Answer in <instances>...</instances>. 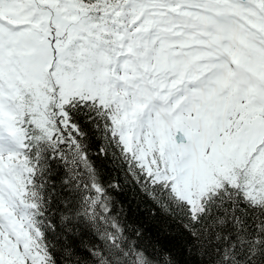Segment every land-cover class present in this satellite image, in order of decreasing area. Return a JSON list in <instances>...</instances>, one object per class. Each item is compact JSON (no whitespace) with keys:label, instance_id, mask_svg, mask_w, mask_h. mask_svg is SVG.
Returning a JSON list of instances; mask_svg holds the SVG:
<instances>
[{"label":"snow or ice","instance_id":"1","mask_svg":"<svg viewBox=\"0 0 264 264\" xmlns=\"http://www.w3.org/2000/svg\"><path fill=\"white\" fill-rule=\"evenodd\" d=\"M0 264H264V0H0Z\"/></svg>","mask_w":264,"mask_h":264}]
</instances>
